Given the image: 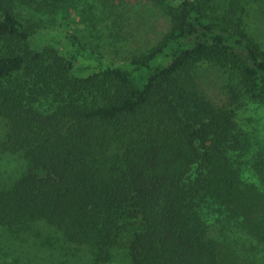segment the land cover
Wrapping results in <instances>:
<instances>
[{
  "label": "trees",
  "instance_id": "trees-1",
  "mask_svg": "<svg viewBox=\"0 0 264 264\" xmlns=\"http://www.w3.org/2000/svg\"><path fill=\"white\" fill-rule=\"evenodd\" d=\"M151 1L169 32L113 65L78 31L61 36L69 48L55 60L33 55L42 27H71L76 0L0 3V264L264 259L227 228L244 221L254 238L252 217L264 204L238 160L249 143L236 114L200 90L197 70L219 69L229 102L264 103V49L243 20L250 0ZM16 3L28 15L15 13Z\"/></svg>",
  "mask_w": 264,
  "mask_h": 264
},
{
  "label": "rangeland",
  "instance_id": "rangeland-1",
  "mask_svg": "<svg viewBox=\"0 0 264 264\" xmlns=\"http://www.w3.org/2000/svg\"><path fill=\"white\" fill-rule=\"evenodd\" d=\"M76 1L77 5L72 11L71 27L67 28L63 22L59 21L55 27L49 26L47 29L42 27L37 33H43L45 37L42 39L37 37L33 40L31 45L33 55L38 54L49 62L55 60L59 53H65V50L69 48L63 43L64 41L62 42L61 36L78 31L81 35H85L82 40L89 51L97 50L103 62L113 65V62H127L126 60L132 56L150 51L170 30L169 18L151 0ZM226 1L218 0L223 6ZM0 3L7 6L8 0H0ZM17 12L23 15L27 13L23 7L19 6V3H16L15 13ZM47 16L48 12L44 18ZM243 20L249 36L264 49V0H250ZM79 62L89 66L95 64L93 59H85L83 56L79 57ZM199 69L206 79V83L201 84L200 90L212 100L216 108H228L236 114L238 128L249 143L246 155L238 158L244 171L243 179L255 183L260 192H264V179L260 172L255 174L252 168L253 164L259 162L257 160L259 155L264 157V103L243 95L239 98L236 95L229 102L225 94L226 81L223 73L206 63L201 64L197 70ZM232 102H235L234 105H231ZM0 131H4L1 120ZM257 211L253 214V221L251 219L252 224L256 226L253 229L254 238L244 221H229L227 228L240 242L257 246L264 252V222H261L262 217H256V215H264V204L260 205ZM215 216L210 215L212 219ZM259 231L262 232L258 233ZM256 259L259 260L258 257ZM116 264H131V262L128 258L120 257ZM261 264H264V259H261Z\"/></svg>",
  "mask_w": 264,
  "mask_h": 264
}]
</instances>
